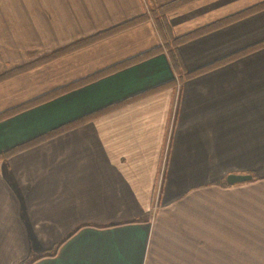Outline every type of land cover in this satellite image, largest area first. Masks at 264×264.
I'll use <instances>...</instances> for the list:
<instances>
[{
	"label": "crops",
	"instance_id": "1",
	"mask_svg": "<svg viewBox=\"0 0 264 264\" xmlns=\"http://www.w3.org/2000/svg\"><path fill=\"white\" fill-rule=\"evenodd\" d=\"M259 1L193 0L166 20L179 35ZM147 8L145 0H0V73ZM262 40L264 9L178 52L192 71ZM159 42L148 19L54 60L63 65L47 87L33 77L39 69L16 75L0 83V110ZM175 78L0 161V264L53 250L80 225L55 255L31 264H264V47L182 82L162 52L0 121V152ZM230 173L252 178L221 183Z\"/></svg>",
	"mask_w": 264,
	"mask_h": 264
},
{
	"label": "trees",
	"instance_id": "2",
	"mask_svg": "<svg viewBox=\"0 0 264 264\" xmlns=\"http://www.w3.org/2000/svg\"><path fill=\"white\" fill-rule=\"evenodd\" d=\"M148 5V11H145L135 17H132L130 19H127L121 23H118L114 26H111L107 29H104L102 31H99L95 34L80 38L76 41H73L65 46H62L60 48H57L53 51H50L43 56L34 59L30 62H27L25 64L15 66L12 68H9L3 72L0 73V83L10 79L18 74H21L23 72L32 70L38 66H41L45 63L54 61L60 57H63L67 54H70L72 52H75L77 50H80L84 47H87L97 41L103 40L105 38H108L112 35H115L121 31H124L126 29H129L143 21H146L150 19L158 34L160 37V43L148 48L146 50H143L131 57L125 58L123 60H120L118 62H115L111 65H108L106 67H103L93 73H90L88 75H85L83 77L71 80L65 84L56 86L52 89H49L47 91H44L40 94H37L35 96H32L30 98H27L13 106L7 107L5 109L0 110V121L5 120L7 118H10L20 112H23L25 110H28L32 107H35L37 105L43 104L45 102H48L54 98H57L63 94H66L70 91H73L79 87H82L84 85H87L101 77L107 76L109 74H112L116 71H119L123 68H126L128 66L137 64L139 62H142L146 59H149L157 54H160L162 52H165L167 55V58L169 60L170 67L172 71L177 76V79L182 82L184 80L190 79L192 77H195L199 74L205 73L207 71H210L216 67L222 66L224 64H227L229 62H232L254 50H257L259 48L264 47V40L251 45L245 49H242L240 51H237L235 53H232L224 58H221L219 60H216L208 65L202 66L198 69L192 70V71H186L182 62V59L178 52V47L181 44H184L194 38H197L199 36H202L206 33H209L213 30H216L218 28H221L223 26H226L228 24H231L239 19H242L246 16H249L251 14H254L256 12H259L264 9V0H261L257 3H254L252 5H249L239 11L233 12L231 14H228L226 16H223L221 18L215 19L207 24H204L202 26H199L197 28L191 29L187 32H184L179 35H173L171 33L170 27L168 25V22L166 20V14L175 9L178 8L186 3H189L193 0H170L168 2H164L161 4H154L153 0H145ZM175 84V79L147 88L145 90L139 91L137 93H134L132 95H129L128 97H125L124 99H121L117 102H113L110 104H107L101 108H98L96 110H93L91 112H88L82 116H79L75 119H72L70 121H67L65 123H62L52 129H50L47 132L41 133L37 136H34L30 139H27L25 141H22L20 143H17L8 149L0 152V161L4 162L9 156L22 151L26 148H29L31 146H34L48 138H51L57 134H60L66 130L72 129L80 124H83L89 120L94 119L97 116L109 113L117 108H120L122 106H125L127 104H130L134 101L140 100L142 98H145L151 94H154L160 90H163L167 87H173ZM221 183L226 184L227 182L223 179L220 181ZM84 225H80L76 227L73 231L68 233L61 241H59L55 248L53 250L42 252L40 255L35 257L34 259L23 261L20 264H31L33 261H35L38 258L44 257V256H53L56 253V250L58 247L63 243L67 238H69L77 229L82 227Z\"/></svg>",
	"mask_w": 264,
	"mask_h": 264
},
{
	"label": "rangeland",
	"instance_id": "3",
	"mask_svg": "<svg viewBox=\"0 0 264 264\" xmlns=\"http://www.w3.org/2000/svg\"><path fill=\"white\" fill-rule=\"evenodd\" d=\"M146 2V1H145ZM147 11H148V8H147ZM158 33V32H157ZM159 35V34H158ZM159 39H160V37H159ZM160 43V42H159ZM60 63V64H58V63ZM64 63V62H63ZM62 63L61 62H59V61H51V62H48V63H45V64H43V65H41V66H38V67H36V68H34V69H39V70H37L36 72H38L35 76H33V77H38L37 79H38V82L39 83H48V85L49 84H51L50 82H49V80L50 79H48L50 76L49 75H52V73H58V71H61V67H62ZM72 65V64H71ZM33 70V69H32ZM47 71H49L50 73H47ZM28 71H26V72H23V73H27ZM23 73H21V74H23ZM21 74H18V75H21ZM31 76L28 74L27 76L26 75H24V77L21 79V78H19L20 80H26V79H29ZM177 77V76H176ZM8 80V79H7ZM43 81H45V82H43ZM177 80H176V78H175V82H176ZM27 81H23L22 83H26ZM55 82V81H54ZM21 83V84H22ZM17 85V84H16ZM12 87V86H11ZM46 87H47V84H46ZM39 88H41V87H39ZM37 90V89H36ZM7 91H10V90H7ZM6 91V92H7ZM25 261H28V259L27 260H25Z\"/></svg>",
	"mask_w": 264,
	"mask_h": 264
},
{
	"label": "water",
	"instance_id": "4",
	"mask_svg": "<svg viewBox=\"0 0 264 264\" xmlns=\"http://www.w3.org/2000/svg\"><path fill=\"white\" fill-rule=\"evenodd\" d=\"M251 178H252V176L250 174H235V173H230V174H227L226 175L225 181L228 184H234V183L248 181Z\"/></svg>",
	"mask_w": 264,
	"mask_h": 264
}]
</instances>
